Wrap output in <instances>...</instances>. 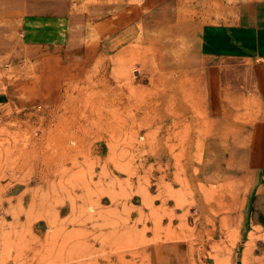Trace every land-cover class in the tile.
Instances as JSON below:
<instances>
[{
    "label": "rangeland",
    "instance_id": "obj_1",
    "mask_svg": "<svg viewBox=\"0 0 264 264\" xmlns=\"http://www.w3.org/2000/svg\"><path fill=\"white\" fill-rule=\"evenodd\" d=\"M200 5L211 9L212 2ZM139 50L136 58L103 57L86 72L65 75L54 88L55 102L51 87L38 92L36 54L13 49L0 59V91L10 94L0 101V264H99L107 255L121 257L110 264H137L148 254L136 251L139 246L196 264L202 234L206 264H251V257L264 255L263 200L237 196L241 214L229 224L226 189L213 199L218 188L190 181L199 174L212 123L204 120L189 81L148 72L153 64ZM182 92L188 100L184 131L177 132L173 119V133L161 136L171 149L155 150L163 119L151 117L179 110L175 97ZM168 160L174 166H166ZM138 196L151 214L132 220ZM147 196L161 205L148 206ZM201 202L204 223L217 222L219 230H196ZM149 220L150 228L133 225Z\"/></svg>",
    "mask_w": 264,
    "mask_h": 264
},
{
    "label": "crops",
    "instance_id": "obj_2",
    "mask_svg": "<svg viewBox=\"0 0 264 264\" xmlns=\"http://www.w3.org/2000/svg\"><path fill=\"white\" fill-rule=\"evenodd\" d=\"M200 2H212L211 9H202ZM139 48L146 62L153 64L148 72L189 81L185 85L193 87L204 120L212 123L197 165L199 174L190 181L218 188L213 199L221 196L219 188L227 190L232 209L224 219L229 224L241 214L235 208L237 196L259 195L264 216V0H0V59L13 49L36 54L41 77L38 92L44 94L51 87V102L58 99L54 88L59 90L65 75L72 77L83 68L86 72L103 57L136 58ZM183 94L175 97L179 110L151 117L163 119L155 150L171 149L161 136L173 133V119L180 123L177 132L183 133L182 123L188 120V100ZM9 95L0 91V101L9 100ZM164 164L174 166L170 161ZM138 197L130 212L132 220L141 212L151 214L152 207H145L144 198ZM147 197L148 206L161 205ZM201 199L197 198L198 205ZM197 208L198 232L220 229L217 222L204 223L202 202ZM211 213L214 216V207ZM175 214L183 213L176 210ZM133 223L138 229L152 227L151 220ZM259 225L264 229V223ZM204 240L202 234L196 241V264H206L200 251ZM148 250L149 246L137 247L139 253L148 254L133 262L193 263L192 258L177 260L164 250L158 256L153 254L156 249ZM230 256L233 263L234 255ZM104 259L115 262L109 255L97 262L103 264ZM250 261L264 264V255H254Z\"/></svg>",
    "mask_w": 264,
    "mask_h": 264
}]
</instances>
